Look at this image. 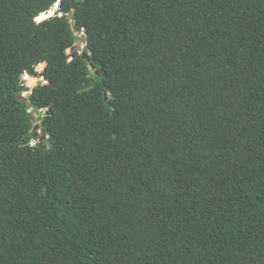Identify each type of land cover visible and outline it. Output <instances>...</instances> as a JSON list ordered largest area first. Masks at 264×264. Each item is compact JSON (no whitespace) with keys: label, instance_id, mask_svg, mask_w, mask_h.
Instances as JSON below:
<instances>
[{"label":"trees","instance_id":"obj_1","mask_svg":"<svg viewBox=\"0 0 264 264\" xmlns=\"http://www.w3.org/2000/svg\"><path fill=\"white\" fill-rule=\"evenodd\" d=\"M0 264H264V0H0Z\"/></svg>","mask_w":264,"mask_h":264},{"label":"water","instance_id":"obj_2","mask_svg":"<svg viewBox=\"0 0 264 264\" xmlns=\"http://www.w3.org/2000/svg\"><path fill=\"white\" fill-rule=\"evenodd\" d=\"M56 9H57V7H55V8L53 9V11H56ZM53 11H52V12H53ZM53 15H54V13H50V12H47V13H45V14H41V15H39L38 17L42 16L43 18H41L39 22L34 23V25H40V24H42L43 21H45V20L48 19V18L53 17ZM38 17H36L34 20H36ZM75 36H77V34H75ZM77 47L79 48V44H77ZM82 58H83L84 60H86L88 63L90 62L89 55H88L87 53H85V52L82 53ZM89 69H90L91 71H93L95 68H94V66H93L92 64H90ZM24 97H25V96H22V95H21V96L17 97V99H18L19 101H23V100H24ZM35 112H37V111L35 110ZM32 121H33V120H32ZM43 127H44V124L41 123L40 125H35V126L33 127V129H32V132H33L34 137H38V142H39V144L43 143L44 140L46 139L44 133H41V132L38 133V131H39L41 128H43ZM42 148H44V147L42 146Z\"/></svg>","mask_w":264,"mask_h":264},{"label":"rangeland","instance_id":"obj_3","mask_svg":"<svg viewBox=\"0 0 264 264\" xmlns=\"http://www.w3.org/2000/svg\"><path fill=\"white\" fill-rule=\"evenodd\" d=\"M53 11V10H52ZM51 11V12H52ZM55 11H53V13H54ZM82 37V36H81ZM84 47H85V45L83 44H79V50H80V52H85L84 51ZM72 52V50H69L68 52H67V54L69 55L70 53ZM25 78V83H26V86L28 87V85H27V78L26 77H24ZM27 93V92H26ZM26 93H23V95L22 96H26ZM41 117H42V115H41V112H37L36 114H34L33 115V121H34V123H35V125H40V122H41ZM41 131L39 130L38 131V133H40ZM42 133V132H41Z\"/></svg>","mask_w":264,"mask_h":264},{"label":"bare ground","instance_id":"obj_4","mask_svg":"<svg viewBox=\"0 0 264 264\" xmlns=\"http://www.w3.org/2000/svg\"><path fill=\"white\" fill-rule=\"evenodd\" d=\"M50 13H53V12L50 11ZM41 18H43V17L41 16L40 19H41ZM82 45H83V44H82Z\"/></svg>","mask_w":264,"mask_h":264}]
</instances>
